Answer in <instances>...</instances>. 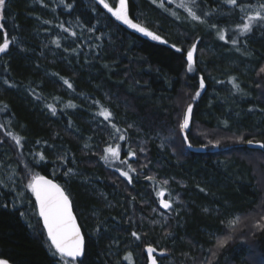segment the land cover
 Here are the masks:
<instances>
[{
  "label": "trees",
  "instance_id": "1",
  "mask_svg": "<svg viewBox=\"0 0 264 264\" xmlns=\"http://www.w3.org/2000/svg\"><path fill=\"white\" fill-rule=\"evenodd\" d=\"M105 2L117 7V0ZM262 4L126 0L129 18L160 37L153 40L116 20L100 0H5L0 259L62 264L21 183L39 175L70 198L85 244L77 264H151L148 247L156 264H264V230L253 226L264 216V149L246 147L248 140L264 142V21L247 33L237 27ZM187 103L192 147L209 150L206 144L218 141V152L185 148L179 122ZM102 109L111 113L107 120ZM166 137L175 140L166 145ZM117 145L119 159L103 160ZM161 191L178 201L162 212L165 222L150 220Z\"/></svg>",
  "mask_w": 264,
  "mask_h": 264
},
{
  "label": "snow or ice",
  "instance_id": "2",
  "mask_svg": "<svg viewBox=\"0 0 264 264\" xmlns=\"http://www.w3.org/2000/svg\"><path fill=\"white\" fill-rule=\"evenodd\" d=\"M155 2V0H153ZM100 3L103 4V7L107 9L108 12L112 14L116 18V20L121 21L126 24L128 27L135 29L138 32L143 33L146 36L151 37L153 40H160V37L153 34L151 31H148L145 27L141 26L138 23H134L132 19L129 18L126 0H119L118 6L113 8L109 6L105 0H100ZM226 3L238 6L237 0H226ZM5 6V0H0V9ZM161 6L163 4L161 3ZM179 7L186 8L187 5L181 3ZM241 7V11L244 10L243 6ZM189 14L193 19H200L195 13H192L189 10ZM261 20L264 21V4L259 6V10L254 14L248 15L246 21L242 25H238L239 31L241 33H247L251 31V27L253 22ZM215 27V25H213ZM218 36L221 40L225 39V34L223 31L218 32ZM236 41H233L235 44ZM9 46V41L7 37H5L3 43H0V53L5 52V50ZM175 47V45H173ZM195 49V45L190 49L187 53V71H193V51ZM176 51H181V49L176 48ZM259 73H264V67L259 69ZM258 73V74H259ZM65 84H68V81H64ZM71 87L70 84H68ZM205 87L203 77L200 78L199 88L202 90ZM233 87L239 88V85L233 83ZM200 90H197L196 93L192 96V100H196L200 96ZM70 107L72 105H69ZM53 114H55V109H52ZM193 113V103H187L186 107L183 109L182 119L179 122V129L182 133H185V130L189 129L190 121ZM104 116L107 120L111 115L107 109H102L99 113ZM116 126L113 125V128ZM116 131L120 130L116 128ZM16 139V143L19 144L20 140ZM119 139L123 140L124 136L121 135ZM184 141L188 147H192L188 135H184ZM211 143V142H209ZM247 143L252 145L254 143L253 140H248ZM258 146L264 149V142H255ZM219 142L217 141L216 145L218 146ZM129 155H135V153H129ZM120 150L119 145L116 147H107L104 150V155L102 159L106 162L111 159H119ZM40 159L43 160L44 157L41 154ZM130 167V166H129ZM119 170V169H118ZM134 171V169H133ZM121 175L125 176L131 181V177H129L128 172L121 171ZM164 183H167L165 181ZM28 187L31 189V192L35 196L36 206L38 207V215L40 219L43 221V228L47 233V240L50 242V251L53 256H59V260L62 264H77L78 258H81L84 255V237L81 234V230L79 225L76 222V217L73 215L72 204L68 194H66L65 190L59 185L54 183L52 180L45 178L44 176L35 175L32 177L31 182L28 184ZM159 195H163V192L159 193ZM162 205L167 208L170 207V204L167 201L162 200ZM240 218L236 217L233 220L228 222V227L234 228L236 224L239 223ZM259 230H264V216H261L260 221H257L254 225ZM133 236H136L137 239L139 237L134 232ZM231 236L217 239L216 247L219 249L224 248L228 241L231 239ZM155 251L152 247L147 248V252L149 254V259L151 260V264H156L155 259L152 257V253ZM215 255V253H213ZM128 258V257H126ZM0 264H8V261L5 259H0ZM82 264V262H81Z\"/></svg>",
  "mask_w": 264,
  "mask_h": 264
},
{
  "label": "rangeland",
  "instance_id": "3",
  "mask_svg": "<svg viewBox=\"0 0 264 264\" xmlns=\"http://www.w3.org/2000/svg\"><path fill=\"white\" fill-rule=\"evenodd\" d=\"M118 3H119V0H117V2H116V6H118ZM189 131V130H188ZM180 136H181V134H184V133H182L181 131H180ZM174 138H170V137H166V138H163V142H165V144L166 145H170V143H172V142H174ZM206 141L208 142V138L206 139ZM146 144H144V143H142V142H140L139 143V147H141V148H138V146H137V149H138V151H137V153H138V155H140L141 157L142 156H144L145 155V152H146V150H144V146H145ZM214 145H216L215 143H211V144H209V143H207L206 144V147L207 148H209V149H212V148H214V147H216V146H214ZM133 153V152H132ZM127 158H130V157H132V155H129V156H126ZM111 160H114V161H116V160H118V159H111ZM32 180V179H31ZM31 180L28 182V180H26L25 181V179H21V183H22V185H24V187L25 188H27V189H30L29 187H28V184L31 182ZM162 185L165 187V184H163L162 183ZM30 191H31V189H30ZM162 192V191H161ZM32 193V192H31ZM166 199V201H168L170 204H171V206L172 205H175V204H177L178 203V201H177V199L176 198H173L172 200H170V199H168V198H165ZM156 203H157V206H158V209H159V195H157L156 196ZM152 216L150 217V220L151 219H155V220H161V221H164L165 222V220L167 219L166 218V216L162 213V211L159 209V210H156V209H154L152 212Z\"/></svg>",
  "mask_w": 264,
  "mask_h": 264
},
{
  "label": "water",
  "instance_id": "4",
  "mask_svg": "<svg viewBox=\"0 0 264 264\" xmlns=\"http://www.w3.org/2000/svg\"><path fill=\"white\" fill-rule=\"evenodd\" d=\"M190 128H191V121H190L189 129L185 130V132H187L188 130H190ZM184 135H185V134H182L183 143H184L186 149H187L189 152L196 153V154H205V153H206L205 148H193V147H188V146L186 145L185 141H184ZM246 147H247L248 150H256V151H261V150H262V148H260V147L258 146L257 143H253L252 145L247 144ZM224 150L227 151L228 149H224ZM214 152H218V148H215V149H214ZM45 178H46V177H45ZM47 179H48V178H47ZM49 180H50V179H49ZM32 195H33V193H32ZM33 198H34V202H35V196H34V195H33ZM162 200L166 201V200H165V195H164V193H163L162 196L159 195V204H158V205H159V209H160L161 211H163V212H169V211L171 210V205H170V207L165 208V207L162 205V203H161ZM168 203H169V202H168ZM35 207H36V210H37V213H38V207L36 206V202H35ZM72 211H73V207H72ZM73 215L75 216L74 211H73ZM38 216H39V215H38ZM75 217H76V216H75ZM39 220H40L41 225H42V227H43V221L40 219V217H39ZM76 222H77V224H78L77 219H76ZM78 225H79V224H78ZM79 227H80V226H79ZM43 229H44V228H43ZM80 230H81V228H80ZM44 232H45V235H46V237H47L46 230H44ZM81 234H82V231H81ZM82 236H83V234H82ZM84 245H85V244H84ZM82 257H83V256H82ZM82 257H81V258H78V261L81 260Z\"/></svg>",
  "mask_w": 264,
  "mask_h": 264
},
{
  "label": "flooded vegetation",
  "instance_id": "5",
  "mask_svg": "<svg viewBox=\"0 0 264 264\" xmlns=\"http://www.w3.org/2000/svg\"><path fill=\"white\" fill-rule=\"evenodd\" d=\"M208 152H209V154H212V153H214V150H213V148L212 149H209V150H207ZM207 152V153H208ZM211 152V153H210ZM216 153V152H215Z\"/></svg>",
  "mask_w": 264,
  "mask_h": 264
}]
</instances>
